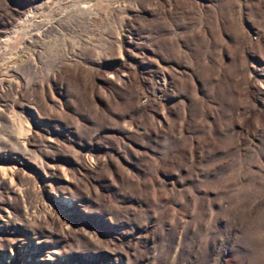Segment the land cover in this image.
Here are the masks:
<instances>
[{
	"label": "rangeland",
	"instance_id": "1",
	"mask_svg": "<svg viewBox=\"0 0 264 264\" xmlns=\"http://www.w3.org/2000/svg\"><path fill=\"white\" fill-rule=\"evenodd\" d=\"M0 264H264V0H0Z\"/></svg>",
	"mask_w": 264,
	"mask_h": 264
},
{
	"label": "bare ground",
	"instance_id": "2",
	"mask_svg": "<svg viewBox=\"0 0 264 264\" xmlns=\"http://www.w3.org/2000/svg\"><path fill=\"white\" fill-rule=\"evenodd\" d=\"M2 218H3V216L0 214V220H3Z\"/></svg>",
	"mask_w": 264,
	"mask_h": 264
}]
</instances>
